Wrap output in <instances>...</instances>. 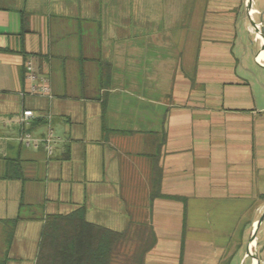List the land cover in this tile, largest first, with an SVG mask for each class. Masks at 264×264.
Segmentation results:
<instances>
[{"label":"crops","instance_id":"crops-1","mask_svg":"<svg viewBox=\"0 0 264 264\" xmlns=\"http://www.w3.org/2000/svg\"><path fill=\"white\" fill-rule=\"evenodd\" d=\"M154 1L0 0V264H35L46 217L79 207L117 232L146 223L144 264L250 256L264 213V88L248 78L259 45L242 37L245 0H205L186 62L162 56L166 31H144ZM28 61L50 99L26 93Z\"/></svg>","mask_w":264,"mask_h":264},{"label":"trees","instance_id":"trees-1","mask_svg":"<svg viewBox=\"0 0 264 264\" xmlns=\"http://www.w3.org/2000/svg\"><path fill=\"white\" fill-rule=\"evenodd\" d=\"M150 230L146 223L133 220L120 232L88 223L84 207L66 215H49L35 264H144L154 246Z\"/></svg>","mask_w":264,"mask_h":264},{"label":"rangeland","instance_id":"rangeland-1","mask_svg":"<svg viewBox=\"0 0 264 264\" xmlns=\"http://www.w3.org/2000/svg\"><path fill=\"white\" fill-rule=\"evenodd\" d=\"M254 1L257 2V8L264 12V0ZM204 2L205 0H162V2L161 0H158V2H155L154 5L147 4L145 6L146 20L143 27L144 31L149 34L152 32H167L164 38L165 45L163 44L162 48L163 57L171 55L173 57V60H175V58H182L183 62H186V59L188 61H192V59H194L197 49L199 24ZM259 17V20L262 19L264 26L263 14L261 13ZM258 21L255 20V22L257 23ZM242 34L244 40H246V42L251 45L252 40H254V35L252 33L251 36H248L246 33ZM145 41L147 42L148 38H145ZM254 62L255 60H251L249 65L254 69L256 78H251L250 76L248 78L252 79L255 89L258 90L261 89V87L264 88V70H260ZM146 72L148 74V71ZM169 75L170 71H162V89L164 91H167V89L169 88L168 86L170 85V80H168ZM146 95H148V91H146ZM153 96H155V98H158L156 94ZM144 185L143 183L138 184L141 190ZM152 190L154 189L152 188ZM137 195L144 196L145 192H139L137 193ZM143 202H145L144 211L146 212V210L148 209L147 206L149 203V199L148 201L147 199H145ZM135 210L139 209L137 208V206H132L131 212ZM136 214L137 213H133L131 215L132 219L136 216ZM247 241L248 238L246 242ZM253 243L254 241L251 243V245ZM244 249L245 246L243 247V250ZM262 249L263 252L259 257L261 260L260 264H264V222L257 230L256 245L253 250H251V253L254 254V251L259 252ZM239 258L240 256L235 257L236 261L234 260L230 264H252L251 255L241 263Z\"/></svg>","mask_w":264,"mask_h":264},{"label":"built area","instance_id":"built-area-1","mask_svg":"<svg viewBox=\"0 0 264 264\" xmlns=\"http://www.w3.org/2000/svg\"><path fill=\"white\" fill-rule=\"evenodd\" d=\"M248 3V14L253 17V11L251 9L253 3L252 0H247ZM245 6H246V0H245ZM253 12V13H252ZM252 34L254 35V40L260 44V39L258 38V33L251 28ZM261 63L264 65V60L261 61ZM24 68H25V74L24 78L25 81L29 83V87L26 90V93L29 95H35V96H40V97H46V98H51V90L49 85L47 84L46 80L43 77H40L34 72L33 65L30 61L24 63ZM34 119V114L30 110H24L22 111L20 117H19V123L21 126H27L29 122ZM53 140V136L51 131L49 130L46 136L41 140L44 144V148L46 150L47 155H51L52 153V147L51 143ZM21 141L25 145H29L30 142L34 143V146L36 144V141H32L29 136L24 135L21 137Z\"/></svg>","mask_w":264,"mask_h":264},{"label":"water","instance_id":"water-1","mask_svg":"<svg viewBox=\"0 0 264 264\" xmlns=\"http://www.w3.org/2000/svg\"><path fill=\"white\" fill-rule=\"evenodd\" d=\"M246 13H247V18H248V21H249V24H250L251 28H253L257 33H259V35L261 37L260 44H258L259 45L258 55H259V54L264 52V26H263V21H262V19H260L258 21V23H257V22H255L253 17H251L248 14V3H247V0H246ZM263 16H264V13H263ZM252 43L257 45V42L255 40H252ZM258 55L256 56L255 61H256V63L259 66L264 68V65L260 61H258ZM263 222H264V213L257 220L255 226L253 227V230H252V233H251V235L249 237V240H248L247 252H248V255L250 254L255 259V263L254 264H260L261 260H260L259 257L261 255V253L263 252V249L260 250L259 252L254 251V254H252L251 250L249 249L250 248L249 246H250V243H251L252 240H254V241L256 240L257 230L263 224Z\"/></svg>","mask_w":264,"mask_h":264},{"label":"bare ground","instance_id":"bare-ground-1","mask_svg":"<svg viewBox=\"0 0 264 264\" xmlns=\"http://www.w3.org/2000/svg\"><path fill=\"white\" fill-rule=\"evenodd\" d=\"M252 13H253V12H252ZM257 36H258V38L261 40V37H260L259 33H258ZM262 60H264V55H263V53H261V54L258 55V61L261 62ZM253 241H254V240H252L251 243H252ZM251 243H250V246H249L250 248H249V249H250V250H253V248L255 247V241H254V243H253L252 245H251ZM254 263H255V259H253V261H252V264H254Z\"/></svg>","mask_w":264,"mask_h":264}]
</instances>
